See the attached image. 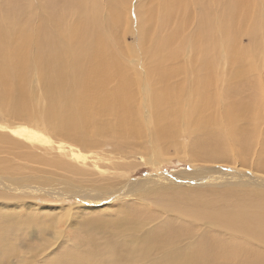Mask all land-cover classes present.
<instances>
[{"label": "bare ground", "instance_id": "obj_1", "mask_svg": "<svg viewBox=\"0 0 264 264\" xmlns=\"http://www.w3.org/2000/svg\"><path fill=\"white\" fill-rule=\"evenodd\" d=\"M133 2L0 0V111L15 119L37 117L27 83L34 67L48 100L44 124L80 147H66L70 159L39 157L25 142L0 133V264L22 263L25 253L16 240L28 228L54 227L47 218L55 222V206L44 214L38 204L46 189L65 194L64 201L74 199L69 192L116 201L141 186L146 190L133 201L107 206L116 208L118 221L103 243L75 238L69 257L59 253L24 264H106L108 258L111 264H264V0H156L143 12V0ZM126 28L137 37L138 55L122 42ZM12 131L50 142L26 126ZM106 147L141 154L154 170L181 152V162L212 167L183 171L176 180L154 175L128 183L134 172L111 174V168L126 167L111 155L104 154L112 161L106 169L99 162H92L98 170L86 167ZM5 154L68 176L30 183L28 176L38 172L8 166ZM222 165L243 171L215 170ZM252 173L258 180L243 175ZM192 176H199V189L182 191L180 181ZM173 184L180 189L169 192ZM209 184L216 186L205 192ZM84 206L69 209L103 211ZM84 225L94 228L95 220ZM52 238L58 244L60 236ZM28 247L41 251L45 245Z\"/></svg>", "mask_w": 264, "mask_h": 264}, {"label": "rangeland", "instance_id": "obj_2", "mask_svg": "<svg viewBox=\"0 0 264 264\" xmlns=\"http://www.w3.org/2000/svg\"><path fill=\"white\" fill-rule=\"evenodd\" d=\"M40 2L42 1H46V0H39ZM128 1V0H126ZM130 1V0H129ZM134 2V7L137 4V0H133ZM156 0H143L142 2V12L149 6H151L153 3H155ZM78 19V18H77ZM79 20V19H78ZM133 22L136 24V21ZM129 22L127 23L128 26ZM126 25V24H125ZM125 35L123 37L124 41H122L123 43L125 42L127 45H130V48L132 47V49H134L132 52V54L134 55H138V50L137 48H135V44H137V37L135 36V34H133L132 32H130L127 28L124 31ZM242 43L243 44H248L249 43V37L244 35L242 37ZM130 50V49H129ZM126 59H128L127 61L129 62V57H128V52H125L123 55ZM124 59V60H126ZM133 62V61H132ZM261 64V66L263 65V63H261V59H260V55L259 58H257V62ZM223 69H227V64L224 65ZM37 71L36 68H30L28 71V78H27V83H28V90L29 89H33L34 91L31 92V90H29L31 92V94H34L35 92V97L33 98V112L36 114L37 117L35 118H29V117H24V119H15V118H9L8 116H6L4 113L2 114V111H0V133L3 134H7L9 136H12L14 139L20 141V142H25V144L27 146H29V151L28 152H33L35 155L39 156V157H52L54 159H61V158H67L70 159L69 156L64 155L65 153L69 152V149L66 147L69 146V144L73 145L74 147L78 148V145H75L74 143L68 142V140L66 141V139L60 138V137H56L57 135L54 134V132L52 131V129H49L46 127V125L44 124V119L43 117V112H45L46 107L48 105V100L44 98V93H43V88L42 85H40V83L38 82V78H37ZM223 74H221L222 76ZM232 96H227V100H231ZM3 117V118H2ZM20 118V117H19ZM26 119V120H25ZM8 126V127H6ZM22 126H26L30 129H34L35 131L41 133L42 135H44L46 138L50 139V142H45L42 140L36 141L28 139L26 137H23V135H19L16 134L12 131V129H15L17 127H22ZM4 127V128H3ZM8 131V132H7ZM19 138V139H18ZM28 139V140H27ZM189 139L188 140H184L185 144H189ZM63 143V144H62ZM64 145V149H60L62 146ZM80 148V147H79ZM107 149V150H106ZM98 150V149H97ZM24 151L27 152V149H24ZM83 152L89 154V155H97V152H95L94 150H90V151H85L82 150ZM100 154H102V158L100 159H91V164H90V160L87 161V164L91 165L88 166L86 165L87 168L92 169V170H96L97 168L92 166V162L93 164H95L94 162H99L100 165H102L103 169L107 168V165L112 164V161H121L124 162L126 164V167L124 168H115L114 169H110L109 172H111V174L114 173H121L119 177L122 176V173H127V171H133L134 174L128 176V183H134V181L138 182L141 179H149L152 178L154 175H159L160 177L166 178V177H171L174 176L173 180H176L175 178H180L181 176H179L181 174V172L183 171H187L190 172L192 170H200L203 167H212L211 165H205L204 164H199V165H194L192 164V162H190L189 160H183L181 162V159L179 158L180 155H184L183 152L180 153V155H176L173 156L172 161H164V166L160 169L154 170L152 168H149L147 166L146 163V157L143 155H139V154H133V153H120L117 154L116 152H113V149L111 147H106L105 149L99 151ZM111 155L113 156V160L112 161H107L105 160V155ZM119 155V156H118ZM120 156H124L123 158H121ZM3 159L6 160V164L10 167H14V168H18L21 169L25 172V174H35V172H38V174H35L36 176H38L39 178H36L35 175H29L28 178L30 180V183H33L34 180H40V181H44V179H46L48 177V179L50 177L53 176H57V177H63L65 178V176H68V174H66L64 171H62L61 169L52 167V166H47L44 165L34 159H31L29 157H27L26 159H21L20 156H16V155H7L5 154L3 156ZM10 159V160H9ZM17 162V163H16ZM21 164H18L20 163ZM18 164V165H17ZM107 164V165H105ZM125 166L124 164H122V167ZM200 166V167H198ZM215 166V165H214ZM225 166V167H224ZM130 169V170H129ZM218 170L219 172L227 171V172H231V173H238L239 171H243V170H238V168H235L234 166H229V165H222L218 168H215V170ZM237 172H236V170ZM98 170V169H97ZM198 170H196L198 172ZM248 170H245V172ZM108 172V171H106ZM248 173V172H247ZM190 174H193V172H191ZM244 176H246L248 179H252V180H258L257 177L254 178L253 173L252 174H243ZM255 175V174H254ZM197 176V175H196ZM195 177V176H194ZM192 176V179L189 180L187 178H183L182 181H180L179 185L177 184H173L172 187H170L169 192H175L176 190L182 188V191H195L194 187H197L199 189V185H201V183L198 181L199 180V176L194 178ZM212 177V176H210ZM196 179V180H195ZM186 181H190L189 183L185 182ZM198 181V182H197ZM146 184V183H145ZM160 184V182H159ZM159 184H157L155 187L156 188H160L162 186H160ZM193 186H192V185ZM122 185H125L124 183ZM171 186V184H169ZM188 185H190V187H188ZM196 185V186H194ZM210 185V186H209ZM206 185V189H203L205 192L208 190H213V188L216 185H212L209 184ZM176 186V187H175ZM55 187V186H54ZM58 187V186H57ZM150 184H148L146 186V188H149ZM180 187V188H179ZM212 187V188H211ZM172 188V189H171ZM191 188V189H190ZM205 188V187H204ZM221 188V187H218ZM231 188L227 187V189ZM137 192L132 188L129 192H128V196L124 195L122 197L116 198V201H108L107 199L105 201H97L96 199H87V198H75L73 196V194L71 192H69V195L71 197H73L74 199H70L69 201H64V195L60 194V193H54L51 192L50 190L46 189V197L43 201H39V206L42 208L43 206L46 207V209L42 210L44 214H49L48 212H52L51 208H56V212H54L53 214H51L52 216H57L55 217V222L52 223V219L53 218H47L51 224L54 225V227L50 228H46L43 232V230H39L37 231L35 228H28L24 233H22L19 238L16 240L17 245L20 247V249L23 250V253H25V257L22 261L21 264H24L27 261H31V260H35L36 263H38V259L40 258V260L42 262H47V261H51V259H53L55 256L56 258L59 257L60 255L65 258L69 257V253H71V246H72V242L75 240V238L78 239H83V237L86 238H90L92 240L91 241H85L84 243L86 245H88L89 243H93L95 242L96 245H99V243H103L105 240H107L109 238V236L112 233V228L114 226V224L118 221V216L114 214V210H116V208L113 209H106L107 206H109V204H116V202H125V201H133L135 197L134 194H137L140 190L142 191L143 189L146 190L144 187H140V188H136ZM174 191H171L173 190ZM246 190V189H245ZM204 192V193H205ZM192 193V192H190ZM187 193V194H190ZM237 193H241L244 194L243 190H239V192ZM50 194V195H49ZM55 195H59V196H55ZM40 196H45L44 194H40ZM132 198V199H131ZM136 198H138L136 196ZM63 199V200H61ZM139 201V199H137ZM141 201L143 202H148L147 199H141ZM111 202V203H110ZM67 205V206H65ZM81 205H85L84 207L86 208H92V210H97V208H103V211L100 212H91L88 210H82L81 208H77L75 209H69V207L71 206H76V207H81ZM57 206V207H56ZM61 206V207H59ZM63 206V207H62ZM12 207V206H11ZM43 207V208H44ZM50 207V208H49ZM64 207H68L65 208ZM14 208V206H13ZM49 208V209H48ZM8 209V207H7ZM48 209V210H47ZM105 209V210H104ZM4 210H6V208H4ZM20 210V209H18ZM59 210V211H58ZM29 211V210H27ZM95 220V225L94 228H86L84 225V222L86 220ZM46 220L44 222V224H48L49 221ZM190 221H193L192 218H190ZM121 225H123L124 223H120ZM25 225L24 224H18V228L21 229L23 228ZM151 226V225H150ZM149 227V225H148ZM183 230H185V227L182 226ZM198 228V226L196 227ZM186 231V230H185ZM38 233H41L43 237L40 236H36ZM195 235V231L193 233ZM52 235H59L60 236V240L57 242H54ZM14 235L12 234L11 237H8V239L13 240ZM29 241V242H26ZM53 242V243H52ZM38 244H44L45 248L43 250H38V249H31L28 246H36ZM65 244L67 245L66 247H62L61 245ZM31 251H35V252H39L37 254V256H33ZM60 253V255H58ZM111 258H108V261L106 262V264H111L112 263Z\"/></svg>", "mask_w": 264, "mask_h": 264}]
</instances>
